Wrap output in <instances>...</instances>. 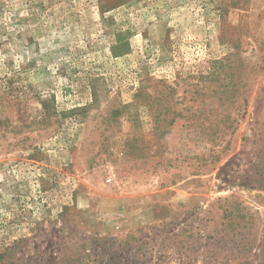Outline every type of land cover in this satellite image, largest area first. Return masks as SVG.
Returning a JSON list of instances; mask_svg holds the SVG:
<instances>
[{
  "label": "rangeland",
  "instance_id": "rangeland-1",
  "mask_svg": "<svg viewBox=\"0 0 264 264\" xmlns=\"http://www.w3.org/2000/svg\"><path fill=\"white\" fill-rule=\"evenodd\" d=\"M0 264H264V0H0Z\"/></svg>",
  "mask_w": 264,
  "mask_h": 264
},
{
  "label": "trees",
  "instance_id": "trees-1",
  "mask_svg": "<svg viewBox=\"0 0 264 264\" xmlns=\"http://www.w3.org/2000/svg\"><path fill=\"white\" fill-rule=\"evenodd\" d=\"M120 41V40H119Z\"/></svg>",
  "mask_w": 264,
  "mask_h": 264
}]
</instances>
